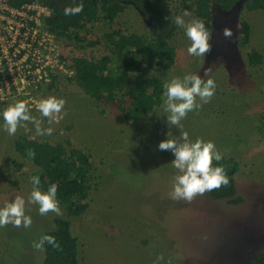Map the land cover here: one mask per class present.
<instances>
[{
	"label": "rangeland",
	"instance_id": "obj_1",
	"mask_svg": "<svg viewBox=\"0 0 264 264\" xmlns=\"http://www.w3.org/2000/svg\"><path fill=\"white\" fill-rule=\"evenodd\" d=\"M171 10L186 23L195 19L189 7L174 0ZM185 11L190 15L184 16ZM241 21L249 26L245 47L238 43ZM145 23L128 5L113 24L125 32L146 34ZM88 30L91 36L100 38L109 28L96 24ZM231 30L236 48L214 45L212 37L211 52L194 57L187 52L191 41L185 29L176 25L168 40L175 49L174 63L157 74L163 84L161 104L132 125L123 120L115 105L96 102L83 94L68 81L70 74H61L52 89L41 88L43 93L37 96L40 100L49 96L65 99L64 111L57 120L49 122L38 109H30L31 115L42 120L43 127L54 129L52 135L37 136L30 123L28 132L20 128L15 136L8 135L3 130V112L23 100L0 101V207L20 195L33 221L27 229L11 224L0 227V264L39 263L43 251L34 249L33 242L53 229L54 218L67 219L69 232L77 242L78 264H154L161 255L164 260L159 264H244L250 252L264 251V138L259 130L264 114V10L240 9L236 28ZM57 44L63 55L103 54L102 44L91 51L68 42ZM251 49L263 55L260 65L246 64V53ZM191 74L205 81L213 79L215 95L209 103L197 98L202 107L188 113L181 121L182 128L169 127L164 85ZM183 131L192 141L202 138L214 142L223 157L238 163L234 182L239 203L212 201L208 192L191 203L170 198L179 172L171 163L173 154L158 150V145L167 138L182 142ZM21 134L51 144L68 139L72 146L90 155L92 184L87 207L80 216L66 218L63 210L60 216L51 212L42 216L38 205L27 203L33 189L30 174L35 168L23 163L22 170L14 174L10 164L11 160L21 162L12 149L14 139ZM240 246L236 262L222 257V252L227 254Z\"/></svg>",
	"mask_w": 264,
	"mask_h": 264
},
{
	"label": "trees",
	"instance_id": "obj_2",
	"mask_svg": "<svg viewBox=\"0 0 264 264\" xmlns=\"http://www.w3.org/2000/svg\"><path fill=\"white\" fill-rule=\"evenodd\" d=\"M187 6L195 19L202 20L210 31L211 9L227 12L238 0H174ZM12 7L36 2L46 7L49 16L42 31L50 34L57 42H68L81 50L96 49L103 45V54L90 52L75 56L59 54L70 73L68 81L83 94L96 102L113 104L128 124H135L146 118L154 108L160 106L163 84L158 73L166 71L174 63L175 49L168 40L176 31L175 15L171 10L172 0H7ZM83 3V11L78 15H65V7ZM132 6L146 22V34L129 33L116 24L115 18L126 6ZM264 10V0H245L241 11ZM96 24L108 26L101 37L91 36L88 27ZM249 26L245 21L239 24L238 43L248 44ZM263 55L251 49L246 53L249 67L260 65ZM60 73L50 74L46 90L52 89ZM43 93V92H42ZM260 133L264 138V114L260 122ZM17 160L10 164L14 174L29 163L35 169L30 176H39L40 190L47 191L51 184L58 185L57 199L66 218L80 216L87 207V197L91 189L92 164L90 155L81 148L71 145L68 139L51 144L47 140L37 141L27 134L18 135L12 143ZM28 149L35 151L34 159H29ZM214 165H223L229 185L208 192L210 200L231 205L240 202L236 194L234 175L238 163L225 158ZM33 187L32 183L29 182ZM53 229L45 232L55 238L60 249L45 243L43 257L37 264H78L77 242L69 232V223L64 218L52 220ZM245 264H264V251H253Z\"/></svg>",
	"mask_w": 264,
	"mask_h": 264
},
{
	"label": "clouds",
	"instance_id": "obj_3",
	"mask_svg": "<svg viewBox=\"0 0 264 264\" xmlns=\"http://www.w3.org/2000/svg\"><path fill=\"white\" fill-rule=\"evenodd\" d=\"M83 3L74 6L65 7V15H78L83 11ZM188 11L184 16H188ZM174 23L185 29V35L191 41L187 48L189 55L194 57H203L212 50L211 33L206 28L202 20L194 19L186 23L182 16H177ZM223 36L231 39L233 32L230 28L223 29ZM207 75V73H205ZM164 111L167 113L169 127L174 126L182 128L181 121L187 118L189 112H193L202 107L201 103H209L215 95L216 83L213 79L203 80L199 75H185L181 78H174L164 85ZM66 101L63 98L49 96L38 103V111L41 117L47 118L49 122L55 121L64 111ZM3 130L10 136H15L18 129L23 128L28 132V124L35 128L37 136L52 135L54 129L43 127L41 119L31 115L29 105L26 101H17L10 105L3 112ZM182 142L173 139H166L159 143L158 150L170 151L174 159L171 161L173 167L178 170L179 175L174 179L175 182L172 191L169 193L173 201H185L191 203L197 196H203L206 192L219 190L229 185V177L226 174L223 165L216 166L215 162L223 159L221 153L214 142H205L202 138L195 141L190 140L186 131L181 132ZM29 159H34L36 153L28 149ZM33 189L27 200L29 204L39 206V214L46 216L48 213H55L57 216L63 215L59 201L57 199L58 185L51 184L47 191L40 190L39 176L30 177ZM31 216L26 214V200L17 195L11 202L0 207V227H6L11 224L13 227H23L25 229L32 226ZM51 244L57 250L60 249L59 243L54 237L44 235L39 241L33 242V248L37 251L44 250V244ZM164 257L158 256L154 264H159Z\"/></svg>",
	"mask_w": 264,
	"mask_h": 264
},
{
	"label": "built area",
	"instance_id": "obj_4",
	"mask_svg": "<svg viewBox=\"0 0 264 264\" xmlns=\"http://www.w3.org/2000/svg\"><path fill=\"white\" fill-rule=\"evenodd\" d=\"M49 16L36 2L12 7L0 0V101L21 98L38 109L37 98L50 81V74L69 75L59 61L57 41L45 31Z\"/></svg>",
	"mask_w": 264,
	"mask_h": 264
},
{
	"label": "water",
	"instance_id": "obj_5",
	"mask_svg": "<svg viewBox=\"0 0 264 264\" xmlns=\"http://www.w3.org/2000/svg\"><path fill=\"white\" fill-rule=\"evenodd\" d=\"M244 1L245 0H238L237 2H235V4L227 12H224V13H221L215 9H211L210 22L209 23L211 26V31H210L211 37L214 38V45H223L224 44V45H229L233 48H236V46H235L236 36L235 35H233V38L231 40H229V39L223 38V35L220 36V33L223 34V29L225 27L230 28V29L232 28L233 30L236 28L237 16H238V13H239ZM215 34L217 35L218 39L215 38ZM246 242H248V241H246ZM246 242H244V243L246 244ZM244 243H243V245H245ZM242 246L237 247V248H232L233 252H228L227 254L222 252V257L226 256L228 259H235L234 261L236 262L237 260H239L238 258L241 254L240 249L242 248ZM254 251H259V250H254ZM250 254H251V252H250ZM249 255H248L246 261L244 262V264L248 261ZM234 261H232V262H234Z\"/></svg>",
	"mask_w": 264,
	"mask_h": 264
}]
</instances>
